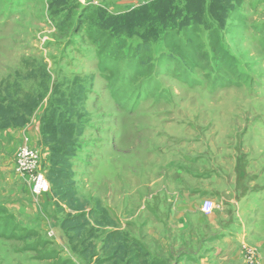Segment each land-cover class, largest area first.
Returning <instances> with one entry per match:
<instances>
[{
    "label": "rangeland",
    "instance_id": "1",
    "mask_svg": "<svg viewBox=\"0 0 264 264\" xmlns=\"http://www.w3.org/2000/svg\"><path fill=\"white\" fill-rule=\"evenodd\" d=\"M49 3L0 0V103L8 107L13 101V107L26 95L40 98L28 124H35L39 136L54 137L55 155L69 153L64 175L57 172L64 165L50 162L49 146L35 148L49 183L42 194L48 206L60 215L62 205L68 210L61 197L69 190L87 208L109 204L117 220L112 225L130 223L141 244L139 236L149 227L140 221L133 225L125 216L140 219L149 195H167L161 169L174 164L178 150L207 167L219 163L223 179L216 191L226 192L215 195H264V0H226L221 20L204 18L196 28L165 37L160 28L149 33L148 25L124 18L103 31L94 7L74 5L69 16L64 8L54 21ZM123 23L128 29L118 30ZM109 32L111 39L103 43ZM143 43H149L146 57L153 73L112 92L119 86L112 66L121 54L137 59L136 48ZM104 60L111 63L104 66ZM118 71L122 75L125 68ZM65 134L67 143L59 140ZM172 138L178 147H168ZM59 178L62 188L54 187ZM128 195L139 196L137 212L125 208ZM40 197L34 201L9 157L0 166V264H92L102 242L86 214L83 247L52 226L51 236L28 226L33 217L27 212L39 207ZM242 243V256L256 249L260 264V248L247 238ZM145 249L135 246L128 255ZM75 253L80 260L74 261Z\"/></svg>",
    "mask_w": 264,
    "mask_h": 264
},
{
    "label": "crops",
    "instance_id": "2",
    "mask_svg": "<svg viewBox=\"0 0 264 264\" xmlns=\"http://www.w3.org/2000/svg\"><path fill=\"white\" fill-rule=\"evenodd\" d=\"M67 1L53 0L51 17L54 21L61 16L62 13L59 12L62 9L73 8L74 5L82 6L83 9L94 7L98 13L119 16L153 0H71L72 4L66 5ZM25 139L33 147L39 145L40 149H44L45 145L33 123L0 130V166L6 164L9 157L14 160L17 149ZM171 140L168 147H178L175 138ZM183 154L184 151L180 153L178 150V159H173L174 164L162 167L164 171L161 169V173L166 175L167 195H149L148 202L143 204L146 212L140 219L139 214L125 216L133 225L140 221L149 227L148 234L139 236L141 244L138 233L130 228V223L123 228L112 225V221L117 220L112 218L111 209L115 211V208L109 204L97 209L82 206L80 210H67L66 205L59 202L64 208L60 215L54 211L53 206H48L47 195H42L39 207L34 204L29 211L31 213L27 212L33 217L27 224L38 230H45L47 236L52 226L55 232H64L67 239L72 240L71 244L83 247L87 243L81 237V223L85 220L82 216L86 214L90 224L96 225L95 230L102 242L101 252L92 257V264H171L175 259L176 264H201V260L206 264H244L241 252L244 238L260 248L263 254L260 264H264V195H215L217 192H226L225 188L216 191L220 185L219 180L223 179L219 176V163L207 167L202 160H186ZM117 196L120 201L123 199L122 195ZM137 197L139 196L128 195L125 208L137 212ZM143 199L145 197L140 200ZM207 199L221 202L223 209L203 214L201 206ZM51 200L54 202L53 198ZM88 215L98 217L95 220ZM118 235L122 237L121 240ZM131 239L137 241L131 242ZM138 244L145 245V251L129 256L130 249L139 246ZM186 252H192V256H187ZM74 256V261L80 260L76 253Z\"/></svg>",
    "mask_w": 264,
    "mask_h": 264
},
{
    "label": "trees",
    "instance_id": "3",
    "mask_svg": "<svg viewBox=\"0 0 264 264\" xmlns=\"http://www.w3.org/2000/svg\"><path fill=\"white\" fill-rule=\"evenodd\" d=\"M225 1L226 0H153L146 5L137 7L136 9H133L132 11L119 16H113L104 12H100L98 13V24L101 30L108 31L109 27L107 25H112L115 28V21H117L118 19H120L121 21V19L124 18L128 24L131 23L135 26L144 24L148 25L149 33H151L152 30L160 28L159 30H161V32L164 34V37L168 35L178 36L179 33L183 32V30H189L190 28H196V26H200L204 18H211L212 20L217 21L221 20V18L223 17L221 16V14H226V8L222 7V4L225 3ZM52 3L53 0H50L49 12L51 16V11L54 9ZM64 12L65 16H69L71 14V8L65 9ZM59 13H62V11H60ZM212 17H216V19H213ZM72 18H74V15L71 16V20L69 21L70 24L74 22ZM108 19H113L114 21L107 24L105 20ZM114 28H111V30L115 31ZM126 29L128 28L125 23H123V25L120 24V27L118 28V30L120 31ZM110 35H112L111 32H109V34L105 36L103 43H106L111 39ZM177 38L176 40L179 41ZM148 44L149 43H143L136 48L139 54V57L137 59H128V57L124 56V54H121L119 60L112 66V69L115 71V79L113 82L114 84H119L117 88L112 87L110 89L112 90V92L117 93L122 89L126 90V86L137 76L143 77L153 73L154 69L151 70V66L147 61L148 57H146V53L148 54L149 50L147 48ZM108 62L111 63V61ZM108 62L104 60V66ZM122 63H124V65H122ZM122 68H125V71L121 75L118 70ZM119 87H121L122 89H119ZM123 101L125 102V100ZM12 102L13 101H9L10 105H7L8 107L3 105V103H0L1 130L7 129L9 127H23L28 124L33 111L37 108L40 102V98L26 95L20 104L10 107L12 105ZM43 135H41L43 144L47 147L49 146L50 162L53 166L64 165L65 167L62 166L63 168L57 170V172L66 175V173H64V170H66V156L69 155V153H65L64 156L55 155L53 150L54 146H57V143L54 137L45 134ZM69 139V134L59 136V140L61 142L67 143ZM63 183L64 182L62 178H59L55 181L54 187L62 188L64 186ZM61 199H67L65 200V202L71 209L74 208L80 210L82 208L81 203H79L77 199H75L73 191H67V195H63Z\"/></svg>",
    "mask_w": 264,
    "mask_h": 264
},
{
    "label": "built area",
    "instance_id": "4",
    "mask_svg": "<svg viewBox=\"0 0 264 264\" xmlns=\"http://www.w3.org/2000/svg\"><path fill=\"white\" fill-rule=\"evenodd\" d=\"M14 166L18 174L23 177V182L29 187L33 198L36 201L49 187L45 172L40 168L39 154L28 139L23 140L14 155ZM223 204L212 200H205L201 206L203 214H212L215 211H221ZM52 232L48 233L51 236ZM243 260L246 264H258L260 259L259 252L255 249L245 251Z\"/></svg>",
    "mask_w": 264,
    "mask_h": 264
}]
</instances>
